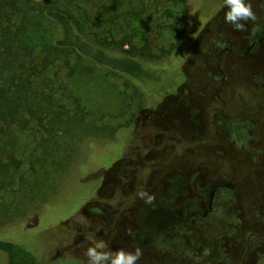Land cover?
<instances>
[{
    "label": "flooded vegetation",
    "instance_id": "obj_1",
    "mask_svg": "<svg viewBox=\"0 0 264 264\" xmlns=\"http://www.w3.org/2000/svg\"><path fill=\"white\" fill-rule=\"evenodd\" d=\"M246 2L257 16L242 22L248 31L225 23L223 0L208 13L185 48L189 71L178 73L171 51V82L155 99L142 89L120 157L92 176L89 198L39 262L87 264L96 240L112 251L140 247L137 264L264 261V32L251 35L264 29V0Z\"/></svg>",
    "mask_w": 264,
    "mask_h": 264
},
{
    "label": "trees",
    "instance_id": "obj_2",
    "mask_svg": "<svg viewBox=\"0 0 264 264\" xmlns=\"http://www.w3.org/2000/svg\"><path fill=\"white\" fill-rule=\"evenodd\" d=\"M130 13L124 0H0V192L14 184L23 164L1 137L35 130L38 146L50 156L88 124L89 113L73 87L84 63L124 80L137 100L143 87L164 79L159 73L170 69L171 50L155 54L147 38L138 46L111 31ZM49 24L57 26L59 37L47 34ZM5 205L0 197V210ZM0 255V264H42L10 241L0 240Z\"/></svg>",
    "mask_w": 264,
    "mask_h": 264
},
{
    "label": "rangeland",
    "instance_id": "obj_3",
    "mask_svg": "<svg viewBox=\"0 0 264 264\" xmlns=\"http://www.w3.org/2000/svg\"><path fill=\"white\" fill-rule=\"evenodd\" d=\"M124 1L133 14H127L111 31L118 38H130L138 46L147 38L155 54L171 50L177 65L181 64L178 73L189 71L185 48L189 45L192 49L191 38L199 34L208 13L221 4V0ZM48 30L49 36H60L56 25L49 24ZM195 52L196 49L190 53ZM71 65H75V59ZM86 67L95 72L88 74ZM169 68L159 73L167 80L152 81L143 87L154 99L156 90L171 82ZM62 71L69 72L64 66ZM79 71L83 77L77 75L73 87L89 113L88 124L77 128L60 151L46 156L44 151L49 150L38 146L40 135L35 130L15 131L9 137H1L3 147L13 150L23 164L14 184L0 192L1 201L6 204L0 210V240L19 244L38 259H45L55 251L60 224L84 205L92 190V176L120 157L125 134L136 127L130 121L140 102L124 80L106 76L104 68L89 63H84ZM193 74L199 78L197 71Z\"/></svg>",
    "mask_w": 264,
    "mask_h": 264
},
{
    "label": "clouds",
    "instance_id": "obj_4",
    "mask_svg": "<svg viewBox=\"0 0 264 264\" xmlns=\"http://www.w3.org/2000/svg\"><path fill=\"white\" fill-rule=\"evenodd\" d=\"M223 6L227 8L224 14L225 23L233 25L236 31H248L245 23L242 22H255L257 20L252 4L246 2V0H223ZM261 32H264V29L259 25H255L251 29L252 36ZM217 46L221 48L227 47L226 44L220 42H217ZM137 195L146 204H152L155 201V196L146 190H141ZM127 234L131 236L133 234L132 230L128 229ZM142 255V249L138 246L135 247L134 251H125L124 249L117 251L108 250V245L103 240H96L84 252V256L87 258V264H137Z\"/></svg>",
    "mask_w": 264,
    "mask_h": 264
}]
</instances>
